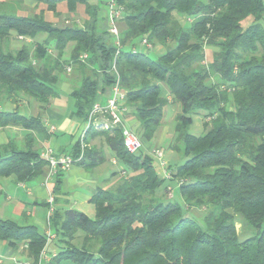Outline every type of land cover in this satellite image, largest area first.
Returning <instances> with one entry per match:
<instances>
[{
	"label": "trees",
	"instance_id": "1",
	"mask_svg": "<svg viewBox=\"0 0 264 264\" xmlns=\"http://www.w3.org/2000/svg\"><path fill=\"white\" fill-rule=\"evenodd\" d=\"M35 1L53 13L59 4L71 13L82 4L87 18L81 27H58L41 13L0 11V102L16 105L13 111L0 109V128L18 125L25 131L22 143L0 145V178L43 181L47 163L36 136L45 127L40 116L22 115L17 106L25 97L45 110L57 97L61 74L73 67L72 116L82 122L98 96H109L116 84L146 140L168 102L180 107L175 141L185 160L167 167L166 178L177 182L182 204L172 200L170 189H161L165 179L150 155L125 149L120 126L98 130L92 124L79 164L102 163L105 144L129 174L110 189L95 190L88 217L57 208L58 171L49 184L53 210L46 222L53 239L33 224L0 218V241L13 249L22 245L28 264H39L51 244L56 253L48 264H264V0H115L121 9L117 54L108 30L98 28L97 6ZM142 39L162 53L152 58L136 51ZM199 115L203 132L188 133ZM79 152L77 141L69 155ZM237 224L252 227L255 235L240 240Z\"/></svg>",
	"mask_w": 264,
	"mask_h": 264
},
{
	"label": "crops",
	"instance_id": "2",
	"mask_svg": "<svg viewBox=\"0 0 264 264\" xmlns=\"http://www.w3.org/2000/svg\"><path fill=\"white\" fill-rule=\"evenodd\" d=\"M9 1V0H7ZM16 3L15 15L31 16L34 14H43L45 10L44 5H38L35 0H11ZM90 5L97 6V16L98 19H106L103 4L99 5L98 0L87 1ZM6 2V1H5ZM98 2V3H97ZM60 5V4H59ZM83 8L84 5H77L76 12ZM107 8V5H106ZM58 9V8H57ZM103 9V10H102ZM51 12V11H50ZM85 20L87 18L86 14ZM12 14V13H11ZM84 20V21H85ZM20 40L19 42H23ZM29 43V40H25ZM68 73V72H67ZM76 75H67L66 79L61 80V92L63 94L69 95L71 86L69 83V77L74 78ZM108 96L102 95L98 96V101L104 102ZM57 98V97H56ZM56 98H53L48 104L47 108H50L52 103L55 102ZM28 103L26 98H22L20 103ZM125 102V99L122 101ZM32 109L31 105L27 104L31 110L27 116H40L41 122L45 127V133L36 136V145L39 152L47 148H52L57 154H70L72 147L77 141L84 129L85 122H82L80 119L73 117L67 118V110L61 114V119L55 120L56 125H52L48 117L41 116V110L38 103L34 101ZM18 107V106H17ZM46 108V109H47ZM126 111L122 114V121L124 126L135 131L139 127L138 119L131 114L127 107ZM0 109L4 111H13L16 109V105L5 101L0 105ZM45 109V110H46ZM195 130L198 132L203 130V118L201 115L195 116L193 119L192 125ZM50 127L54 128V131H50ZM195 133L198 135L200 133ZM194 134V133H192ZM25 131L22 127L18 125H8L6 127L0 128V145H5L10 141H17V143H22ZM103 148V146H102ZM101 148V150H102ZM108 153L115 158L114 153L106 146ZM103 152V151H102ZM155 152V151H154ZM159 160L162 159L158 158ZM114 163V161H112ZM101 164H97L91 168L75 163L68 167L66 170L62 171L61 176V185L57 194L58 204L57 208L62 209H72L78 212L86 214L88 217L93 216V206L90 203L91 195L95 192L97 188H104L102 182L107 177V169H100ZM165 167L164 163L162 164ZM165 175H167V170H164ZM49 188L44 186L42 178L39 180L31 181L28 183H16L12 177L0 178V206L1 203L6 207L1 214V219H10L14 221L19 220H31L33 225L43 226V232L46 230V220L48 213L44 210L49 208L47 198H48ZM3 201H7L4 203ZM29 206V209L27 207ZM56 247L51 244L48 246L47 255H44L48 263V256H53L56 253ZM18 254L16 249L10 248L5 245V243L0 241V259L2 263L4 261L14 263ZM47 256V257H46ZM18 264V261L15 262ZM6 264V263H4ZM28 264V263H23Z\"/></svg>",
	"mask_w": 264,
	"mask_h": 264
},
{
	"label": "rangeland",
	"instance_id": "3",
	"mask_svg": "<svg viewBox=\"0 0 264 264\" xmlns=\"http://www.w3.org/2000/svg\"><path fill=\"white\" fill-rule=\"evenodd\" d=\"M6 1V2H5ZM88 2L91 0H87ZM99 1V5L103 4L102 6L104 7L105 10V15H107V1L108 0H98ZM98 3V2H97ZM15 7H16V3L14 1H7V0H0V11L1 12H6V13H14L15 11ZM57 12L53 13L50 11H46L44 12L43 18L52 23L55 26H71V25H76L81 27L84 23L85 20V16L83 15V8L81 7L77 12L75 13H71L67 10L65 4H60L57 6ZM103 10V9H102ZM20 15V14H19ZM179 21H183L182 19H180ZM251 22V18L248 17L247 19H245L242 22V26L245 27L247 26L249 23ZM99 29L101 28L103 31H106V29L108 28V22H107V18L106 19H99ZM182 24H184L185 26H188V23H185L184 21L182 22ZM117 25V29L118 31L121 29V24L119 22H116ZM263 27H264V22H263ZM40 39V38H39ZM107 44H109V41H105ZM110 42L114 43L113 38L110 37ZM21 44V43H18ZM136 51L138 52H145L148 53L152 58H155L157 55L161 54L163 50L158 49V47L156 46H151L149 49H146L145 47L141 46V40L140 41H136L135 42V48ZM69 54H70V46L68 45L64 51L63 54V58L64 59H68L69 58ZM210 55V51H207V57H209ZM73 68V67H72ZM72 68L70 70V72H66L67 75H71L72 74ZM85 74L90 75L91 72L86 69V71H84ZM66 76L65 74H61L60 80L57 82L56 86H55V92L57 93V98L55 100L54 103H52V105L50 106V108H47L44 111H41V116L42 117H48L49 121H51L50 123L52 125H56L55 120H59L61 119V114L67 110V118H70V116L72 115V111H73V101L71 99V97L69 95L63 94L61 92L60 86H61V80L65 79ZM71 79V77L69 78V80ZM71 81V80H70ZM72 83V82H71ZM70 84V86L72 87V84ZM166 94V92H165ZM25 98V97H24ZM28 103H18V107L17 110L20 114L22 115H29V113L31 112L30 108L32 109L34 100L31 98H26ZM53 102V101H51ZM4 102H0V105L3 104ZM27 104H30L31 107L29 108V106ZM180 114V107L176 104H172L170 102H168L162 110V118H161V123L160 125L155 129L152 138L149 140H146L144 138L141 137V130L138 127L137 129L132 130L134 133H136V135L139 137L140 141H141V148L140 151L142 153L148 154L151 156L152 158V162L156 168V171L158 173V175L162 178L165 179L161 189L164 188H168L170 189V194L172 196V200L182 204V199L178 194V184L175 180H169L166 178L165 172L164 170L167 169V167L169 166H174V165H179L181 163H183V161L185 160V157L183 156V152H182V146L180 143H177V141H175L176 136H177V131H176V124H177V116ZM98 122H102L104 124H107V128H99L96 127L98 130H109L112 127L116 126L112 123V121L110 120V118L108 116H101L97 118ZM188 133H197L198 131L195 130L193 128V126H189L187 128ZM203 130H200L198 133H202ZM98 139H96L95 141H97ZM97 143H99V141H97ZM177 147V151H174L172 149V146ZM17 146H19V144H17ZM21 146V145H20ZM45 148H47V146H44ZM156 150H160L162 153V159L159 160L155 154L154 151ZM102 153L104 155V161L101 164L100 169H107L106 171H108L107 177L104 178L105 180L102 182V185L104 188L106 189H110L111 187H113L115 184L121 182L124 177H126L129 174V171H127L126 167L124 166L123 163H121L120 161L113 159V157L108 153V151L106 150V146L105 144H103V148H102ZM112 161H114V163H112ZM164 163L165 167L162 166V164ZM115 173V174H113ZM4 203H6L7 201H3ZM2 206H0V217H2L3 215L1 214V212H3V210L6 208L2 203ZM27 209H29V206L27 207ZM45 212L48 213L49 208H47V210H44ZM200 214V213H199ZM190 216H193V213H189ZM92 217V214L90 215ZM239 219V218H238ZM20 224H33V221L31 220H19L17 221ZM237 231L240 234L239 235V239L243 240L247 237H250L252 235H255V230L248 226L243 224H237L236 225ZM38 229L40 231L43 230V226L38 225ZM49 246V245H48ZM48 246L44 248V255H47V250H48ZM16 251L18 252V254L15 256L16 261H18V264H23V263H27V255H26V251L23 250V246L19 245L16 249ZM47 257V256H46ZM50 255L48 256V261H50ZM45 260H47V258H42V260L39 262V264H48L45 262ZM11 263V262H6L4 261V263L6 264H16V263ZM2 263L1 259H0V264H4ZM60 264H70L67 261H62Z\"/></svg>",
	"mask_w": 264,
	"mask_h": 264
},
{
	"label": "built area",
	"instance_id": "4",
	"mask_svg": "<svg viewBox=\"0 0 264 264\" xmlns=\"http://www.w3.org/2000/svg\"><path fill=\"white\" fill-rule=\"evenodd\" d=\"M121 9L116 5L115 0L107 1V22H108V32L112 36L114 40V46L117 48L116 54L119 51L120 41H119V32L117 29L116 22L120 18ZM22 39V37H19ZM141 46L149 49L151 45L145 40H141ZM135 51V50H134ZM80 59H85L86 55H82L79 57ZM114 68V67H113ZM67 72H70V68H66ZM125 99L123 93L119 90L118 85H114L111 88L110 95L106 98V100L102 103L100 101H96L92 107V110L88 116L87 121L85 122L84 129L79 137L80 141V152L76 158L72 157L69 154H57L52 148H46L40 152V158L47 163V173L43 179L44 186L49 188L50 182L53 180L54 176L58 171H64L71 165L75 163H79L83 156V151L86 145L83 143L82 139L85 137V132L90 125H94L99 128H107V124L102 122H98L97 118L101 116H108L112 123L116 126L121 127V135L123 146L130 153H135L141 148V141L139 137L134 133L131 129L124 126L122 121V114L126 111V108L123 105V100ZM50 131H54L53 127L49 128ZM157 158H161L162 153L160 150H156L154 152ZM47 202L49 205V211L46 222H48L49 214L53 210V195L48 190V198ZM46 235L48 241L53 239V234L47 229ZM42 257H44V251L42 252Z\"/></svg>",
	"mask_w": 264,
	"mask_h": 264
}]
</instances>
